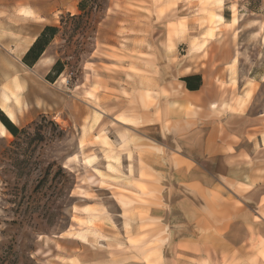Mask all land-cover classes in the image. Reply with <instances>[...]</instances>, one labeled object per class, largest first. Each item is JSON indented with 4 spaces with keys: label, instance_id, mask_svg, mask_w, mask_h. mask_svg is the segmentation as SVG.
I'll return each mask as SVG.
<instances>
[{
    "label": "crops",
    "instance_id": "0c3cea01",
    "mask_svg": "<svg viewBox=\"0 0 264 264\" xmlns=\"http://www.w3.org/2000/svg\"><path fill=\"white\" fill-rule=\"evenodd\" d=\"M19 2L25 0H0V110L16 126L42 106V56L30 66L23 62L36 36L25 50L29 39L22 40L18 22L43 21L30 9L16 11ZM145 4L142 14L109 16L106 43L125 55L123 64L143 72L134 74L129 97L99 95L100 116L86 133L84 151L96 156L92 166L101 174L91 186L96 196L82 197L78 208L89 210L81 217L96 214L91 230L98 242L57 236L49 243L54 258L62 264H264V112L252 111L254 91L239 81V52L221 28L204 50L191 49L202 34L193 24L195 0ZM119 18L128 24L124 31ZM194 75L200 85L190 90L182 79ZM86 97L95 102V94ZM47 108L52 111L50 103ZM105 152L117 159H110L113 171Z\"/></svg>",
    "mask_w": 264,
    "mask_h": 264
},
{
    "label": "rangeland",
    "instance_id": "374dc122",
    "mask_svg": "<svg viewBox=\"0 0 264 264\" xmlns=\"http://www.w3.org/2000/svg\"><path fill=\"white\" fill-rule=\"evenodd\" d=\"M222 3L217 8L195 0L194 28L199 34L208 24L204 7L223 15L226 24L219 26L218 34L221 28L224 40L239 52V81L245 91H254L252 111L264 112V0ZM232 4L238 18L234 25L229 24ZM23 8L34 11L35 19L43 21L40 25L18 22L24 31L23 41L34 35L36 39L46 26L58 31L40 55V113L25 115L17 124L16 136L0 137V264H62L63 258H54L49 243L74 225L71 216L74 207L82 204V197L96 196L94 185L79 183L90 174L79 155L81 127L94 114L99 95L114 92L117 97H129L134 74L143 72L123 64L125 55L106 43L111 32L109 16L116 12L130 15L137 9L142 14L148 6L145 0H25L16 11ZM5 19L12 25L17 23L7 16ZM117 24L121 31L122 25H128L120 18ZM57 62L62 70L56 75L53 66ZM91 85L95 102L84 95ZM48 103L51 112L47 111ZM74 154L77 158L69 159ZM75 187L80 189L77 193ZM59 244L68 245L65 241Z\"/></svg>",
    "mask_w": 264,
    "mask_h": 264
},
{
    "label": "bare ground",
    "instance_id": "6f19581e",
    "mask_svg": "<svg viewBox=\"0 0 264 264\" xmlns=\"http://www.w3.org/2000/svg\"><path fill=\"white\" fill-rule=\"evenodd\" d=\"M157 1V0H156ZM204 2L214 5L217 8H220L222 6V2L223 0H203ZM230 10L233 14L229 24L234 25L238 22V18L236 16H234V14L236 13V8L234 6V4H232L230 6ZM203 10L209 14V19H208V24L205 26L204 31L201 34V39L200 40H192L191 44V49L192 50H201L207 46V43L211 40L217 37L218 35V29L219 26L221 24L225 23V19L223 17L222 14H220L217 11H214L212 9H209L207 7H204ZM23 12L25 14H29L30 15L33 13H31L30 10L24 9ZM24 15V14H23ZM182 28V26H181ZM33 41V39H29L27 40V43L25 44L24 49L27 50L31 44V42ZM35 41V40H34ZM170 42V41H169ZM32 45V44H31ZM171 46V45H170ZM237 62V57L236 55L233 56L232 60H231V64H234ZM233 66H230V69ZM93 89H94V85H91L88 89H85V95L86 96H93ZM244 98H241L240 101H243ZM247 99V98H246ZM15 101L17 102V99H15ZM245 101V100H244ZM3 103V102H2ZM2 106V105H1ZM3 107H5L4 103H3ZM7 115L10 117L11 120L14 119L13 113L10 109H5ZM101 112V111H100ZM100 112H98L97 110L94 112V114L92 115V117L88 120H86L87 122H85V124H83V126L81 127V135L79 137L78 140V147L80 148V159L81 162L89 167V171L90 174L88 176H84L79 183L80 184H89V185H94L96 186V184H98V178L97 176L100 175V171L97 170L95 167L92 166V162L96 159V156L94 154H88L84 151V147L86 146V133L89 131H92L96 125V122L100 116ZM103 114V113H102ZM99 133V132H98ZM11 133L7 130V128L3 125V123L0 121V135L2 136H9ZM100 138V135H99ZM78 148V149H79ZM77 158V155H72L69 157V159L75 160ZM105 158H106V168L113 171L116 168L110 163L111 160L110 159H115L112 155L107 154L105 152ZM80 189L78 187L74 188V192H78ZM96 210V209H95ZM94 210V211H95ZM102 210V209H100ZM88 211V208L84 207V208H76L74 207V215L71 216V221L72 223H74V225H71L69 227L68 230H64V232L59 233L58 236L60 237H74L78 240H81L83 242H90V243H97V236H96V232L93 230H91V227L93 225V220H95V215H91L90 213L83 215L84 217H81L79 215V213ZM92 211V210H91ZM99 211V210H98ZM82 223L85 225L83 227H80L82 225ZM79 225V227L77 228V226ZM95 225V224H94ZM99 231V230H98Z\"/></svg>",
    "mask_w": 264,
    "mask_h": 264
},
{
    "label": "trees",
    "instance_id": "16d2710c",
    "mask_svg": "<svg viewBox=\"0 0 264 264\" xmlns=\"http://www.w3.org/2000/svg\"><path fill=\"white\" fill-rule=\"evenodd\" d=\"M57 31L58 29L56 27L46 26L23 56V62L29 66L34 64L44 51L45 47L53 39ZM53 69L56 72V75L59 74L62 70L61 63L57 62L53 66ZM182 80L186 83V87L190 90H195L200 85V76L198 75L187 76ZM0 121L12 135L16 136L19 133L17 126L13 124L1 110Z\"/></svg>",
    "mask_w": 264,
    "mask_h": 264
}]
</instances>
